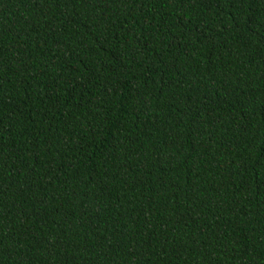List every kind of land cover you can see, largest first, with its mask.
Instances as JSON below:
<instances>
[{"label": "trees", "instance_id": "16d2710c", "mask_svg": "<svg viewBox=\"0 0 264 264\" xmlns=\"http://www.w3.org/2000/svg\"><path fill=\"white\" fill-rule=\"evenodd\" d=\"M0 264H264V0H0Z\"/></svg>", "mask_w": 264, "mask_h": 264}]
</instances>
